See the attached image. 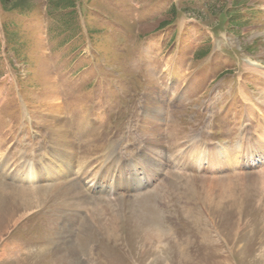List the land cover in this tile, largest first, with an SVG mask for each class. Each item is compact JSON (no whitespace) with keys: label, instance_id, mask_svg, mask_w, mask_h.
<instances>
[{"label":"rangeland","instance_id":"rangeland-1","mask_svg":"<svg viewBox=\"0 0 264 264\" xmlns=\"http://www.w3.org/2000/svg\"><path fill=\"white\" fill-rule=\"evenodd\" d=\"M17 1H0L2 159L11 172L69 138L88 198L0 172V264H59L68 242L75 264H264V0ZM109 147L139 169L140 189L126 188L124 164L118 185L91 181L102 161L118 177ZM149 212L161 235L149 236Z\"/></svg>","mask_w":264,"mask_h":264},{"label":"bare ground","instance_id":"bare-ground-1","mask_svg":"<svg viewBox=\"0 0 264 264\" xmlns=\"http://www.w3.org/2000/svg\"><path fill=\"white\" fill-rule=\"evenodd\" d=\"M250 65L252 66H257L258 64L255 63L254 61H250ZM249 100V99H248ZM250 101V100H249ZM161 105V104H160ZM155 106V105H154ZM159 108V107H158ZM161 109V108H160ZM159 111V110H158ZM161 112V111H160ZM156 114H157V111H156ZM251 116V115H250ZM250 119L252 120L253 117H250ZM260 126V125H259ZM157 129V128H156ZM156 134V133H154ZM197 137V136H196ZM253 137V136H252ZM61 143H63V149H57V148H54V147H51L50 151L49 150H45V155H42V156H38V157H32V158H29L27 159V157H21V163L17 165L16 169H14L13 171L9 172V165H8V161L6 159H2L3 157V153H1V151L3 150L2 149V145L0 144V172H2L3 174L7 173L10 175V174H14V178L16 180H18L19 182H22V183H26V184H29V185H34L36 183H38L40 180L42 179H48L50 181H61V184L62 185H70L71 187V190H70V200H72V198L76 197L75 195H78L79 193H82L83 196L85 198H88V195L84 194V192L82 191H78L79 189L76 188V177L77 176H81L82 178H85L88 179V176H87V173H86V170L82 171V173H76L73 172L74 174L71 173V170H72V163H73V155L71 153V147H73L75 145V143L69 139V138H64V137H61ZM160 144V143H159ZM180 145V144H179ZM259 145V146H258ZM256 146L259 147V150L262 152L264 151V145L262 143H256ZM61 147V148H62ZM151 148V146H150ZM113 148L112 147H109L108 149V156L106 157L107 160H112V162L116 161V158L117 159V164H119L118 167H120L119 170H117L116 168V162L115 164L112 166V170L110 171H113L117 173V175L119 174V172H121V163H119L120 161V158H119V155L116 154L115 151H112ZM213 150H221V149H218V148H211L210 150H208L210 152V154L212 153ZM224 150V149H223ZM4 151V150H3ZM230 151V150H229ZM26 152V151H25ZM25 152H23V154H25ZM158 152V151H157ZM221 152V151H220ZM228 151L225 150L221 153H216L209 156V159H211V161L209 162V166L210 168L211 167H219L220 165H224V163L222 162L224 159L222 158V156H226L228 154L229 157H227L224 162L225 164H227L229 162V159L233 156V152L230 151L232 153V155H229V153H227ZM214 153V152H213ZM230 153V154H231ZM159 154V153H158ZM223 154V155H222ZM53 155H56V160L53 161L51 160L50 162H46V160L48 159V157H52ZM24 156V155H22ZM33 156H36V154L33 153ZM202 156V155H200ZM231 156V157H230ZM105 157V155H104ZM103 157V158H104ZM102 158V157H101ZM199 158V157H198ZM50 159V158H49ZM151 160V158H150ZM149 159L147 160L146 157H142L141 158V162H140V167H143L144 170L147 171V173L149 174V176H155V173L156 175L159 173V171H157L158 169H161L160 167L162 165L159 164V166H157V163L155 162H151ZM196 162L197 159H195ZM222 160V161H221ZM195 162V161H194ZM194 162L192 164H194ZM146 166H144V164ZM85 166H87L89 168V165L90 163H84ZM218 165V166H217ZM105 166L104 164V161H102V165H100L99 167V172L102 170V172L99 174V173H94L92 172V177H93V180H91L92 182H95L96 180V177H98L100 175V178H99V182L100 184L103 182H105L106 180H108V178L110 180L113 181L114 178H116V181H115V184L118 185L120 183L119 181V175L118 177H111V173L110 172L109 174L105 171ZM195 166V165H194ZM221 166V167H222ZM55 167H57V169L59 170H53ZM197 167V166H195ZM124 168L126 171V175L128 174V177H131L130 178V181L128 182V184H126V188L127 189H131V190H138L142 187L143 183L141 181V178H137V175H138V171L139 169H137V167L135 165H127V164H124ZM63 169V170H61ZM59 174L61 176H59ZM125 174V173H124ZM57 176H59L60 178L57 179ZM62 178V179H61ZM152 178V177H150ZM218 179V178H217ZM220 179V178H219ZM218 179V180H219ZM232 179V178H231ZM147 182L149 181L148 179H146ZM221 180V179H220ZM212 182V181H210ZM214 182V181H213ZM220 183H218V186H222L223 184L225 183H229L227 181V179L225 180H222V181H219ZM99 183H94L95 186L97 185H100ZM147 184V183H146ZM208 184V183H207ZM214 184V183H213ZM211 185V184H210ZM226 185V184H225ZM229 185V184H228ZM231 185V184H230ZM209 186V185H208ZM217 186V185H216ZM224 186V185H223ZM222 186V187H223ZM0 187H1V184H0ZM213 187V186H212ZM221 187V188H222ZM225 187V186H224ZM100 188L103 189L104 188V184L103 185H100ZM229 187H226V188H222V190L220 191V195L218 196H221V195H224L226 193V191H228ZM208 189V187H207ZM214 189V187H213ZM16 190V189H15ZM14 190V191H15ZM8 193H9V196H10V193L13 191V188L7 190ZM210 191V189H209ZM207 192V191H206ZM16 194L12 193L11 195L14 197H20L21 195H23L22 199H27V198H23L25 196V193L22 191L21 193L19 192H16ZM231 193V192H230ZM218 194V193H217ZM19 195V196H18ZM212 195V194H211ZM227 195V194H226ZM229 196V195H228ZM231 197V196H230ZM77 198V197H76ZM148 199V198H147ZM70 200H68V202H65L63 203V207L66 210H70V211H74V212H80L81 210L79 208H77V206L75 207V204L73 202H71ZM25 201V200H24ZM74 201V200H73ZM150 201V200H149ZM30 202V203H29ZM27 201L26 200V204H29L31 205V201ZM89 203V201L87 202ZM146 203V202H145ZM148 204V203H147ZM24 205V203H23ZM85 205V204H84ZM88 206V205H87ZM86 206V207H87ZM93 206V205H92ZM93 209V208H92ZM80 210V211H79ZM147 211V210H146ZM73 212V213H74ZM72 213V214H73ZM81 213V212H80ZM11 215V214H9ZM144 216V215H143ZM141 216V217H143ZM75 217V216H74ZM72 218V217H71ZM143 219V218H141ZM144 220V223L146 225V230H148V233H149V236H152V235H155V236H158L161 231L157 225V220H159V218L156 217V215L154 213H148L146 214L145 218L143 219ZM160 221V220H159ZM73 225V224H72ZM144 226V225H143ZM161 235V234H160ZM162 243V242H161ZM163 246H166L165 244ZM165 248V247H164ZM8 249V248H7ZM4 250V249H3ZM15 250V249H14ZM166 250V249H164ZM18 250H16L14 253H17ZM42 251V250H41ZM58 252V251H57ZM166 252V251H165ZM11 253V252H10ZM79 254H80V250L79 248H77V246L75 245L74 242H68L67 244H64L62 246V252L58 254V256H56L57 258V262L59 264H64V263H69V264H75L76 260H78L79 257ZM8 254H7V251H3V253L0 255L1 257H6ZM164 255V254H163ZM9 256H12V253L11 255ZM0 257V258H1ZM56 264V263H55Z\"/></svg>","mask_w":264,"mask_h":264},{"label":"trees","instance_id":"trees-1","mask_svg":"<svg viewBox=\"0 0 264 264\" xmlns=\"http://www.w3.org/2000/svg\"><path fill=\"white\" fill-rule=\"evenodd\" d=\"M1 1V3H2V5H3V9H4V11H6V5L5 4H7V2H8V0H0ZM64 1V2H63ZM77 1L78 0H62V2H63V4H65V5H61V7H65V8H75L76 7V4H77ZM26 0H18L17 1V4L18 5H16L14 8H12V9H20V8H22L24 5H26ZM22 6V7H21ZM26 8H28V7H26ZM171 23V21L169 22V21H167L166 23H163V25L164 26H166V25H168V24H170Z\"/></svg>","mask_w":264,"mask_h":264}]
</instances>
